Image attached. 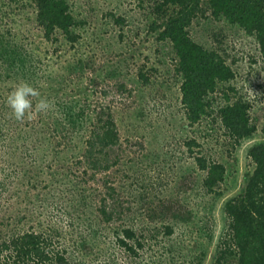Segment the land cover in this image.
Wrapping results in <instances>:
<instances>
[{"label": "rangeland", "instance_id": "374dc122", "mask_svg": "<svg viewBox=\"0 0 264 264\" xmlns=\"http://www.w3.org/2000/svg\"><path fill=\"white\" fill-rule=\"evenodd\" d=\"M156 1L70 0L80 22V40L72 47L59 35L58 44L45 42L29 0H0V37L39 55L26 62L25 68L37 72L28 81L13 52L0 56V243L35 228L53 236L71 264L216 262L228 234L225 203L244 188L254 168L249 150L264 141V60L254 39L224 23L196 20L190 34L204 46H217L212 30L227 37L226 58L237 64L230 85L251 105L256 132L236 143L222 128L218 109L226 104L225 94L235 97L229 84H218L209 96L211 116L189 126L172 46L159 42L151 30ZM110 14L124 18V25ZM55 48L61 49L56 53ZM58 76L70 79L63 84ZM20 81L43 87L41 95L53 104L46 115L22 123L9 117L5 98ZM51 83L55 88L48 91ZM63 106L84 117L66 115ZM107 113L120 138L107 149L114 164L107 172L88 170L86 175L76 162L85 152L90 128ZM194 139L201 146L192 149L194 155L226 168L220 198L203 188L205 172L198 170L186 145ZM61 141L66 149L60 150L66 152L57 159L53 148ZM55 171L63 174L64 193L52 176ZM108 187L116 189L113 198ZM104 194L109 224L98 209ZM125 227L142 240L138 257L117 245L113 230ZM167 228L173 235L166 234Z\"/></svg>", "mask_w": 264, "mask_h": 264}, {"label": "trees", "instance_id": "16d2710c", "mask_svg": "<svg viewBox=\"0 0 264 264\" xmlns=\"http://www.w3.org/2000/svg\"><path fill=\"white\" fill-rule=\"evenodd\" d=\"M29 2L34 8V22L43 31V39L47 44H58L59 36H63L72 47L78 43L80 34L76 30L79 29L80 22L77 21L70 0H29ZM156 3L157 19L152 24L151 30L157 34L159 42L172 46L176 60V74L181 80V104L185 109L188 125L192 127L207 116H211L213 107L208 102L209 96L215 93L218 84H229V92L235 97L231 98L225 94L226 104L218 109L222 128L236 143L252 138L256 127L252 125L249 116L251 105L243 96L238 95L235 86L230 85L236 80L237 64L236 60L229 64L226 58L228 53L224 42L227 37L212 30L211 35L213 40L217 41V46L211 43L206 47L195 41L190 31L198 19L227 24L246 37L254 39L264 60V0H157ZM1 13L4 11L1 10ZM7 15L9 16L5 14ZM109 16H112L119 26L124 25V18L113 14ZM8 33L12 35L11 31ZM6 39L0 37V56H4L9 51L13 52L15 63H20L18 70L22 77H25L23 80L28 81L30 78L32 80L33 73L37 74V72L32 66L25 68L26 62L38 59L39 55L22 46L11 47L12 42ZM60 49L55 48L54 52L58 53ZM68 77L57 78L64 84L70 79ZM52 84L48 91L54 90L55 86ZM119 87L125 88L124 85ZM39 90L43 91V87ZM63 109H65L63 113L70 117H84V113H73L69 107L63 106ZM103 117L104 114L97 120L98 126L94 125L90 128L88 138L85 140V152L82 159L79 158L76 162L85 167L86 175L88 170L97 173L107 172L114 164L108 158L107 149L118 144L119 133L112 114L107 113L106 118ZM2 124L1 118L0 126ZM57 143L59 144H56L53 151L55 158L58 159L66 152L60 149H66V146L65 142ZM186 145L198 170L205 172L203 188L206 194L212 195L215 199L222 197L223 192H220V188L226 180L225 166L217 162H207L203 156L194 155L192 149L201 147L197 140H190ZM248 156L254 168L252 172L246 174L245 186L241 192L225 203L224 214L228 221V234L216 254L214 264H228V262L264 264V141L254 145L249 150ZM60 167L62 166L59 165L58 168ZM61 170L64 171L63 168ZM60 175L63 174L58 171L52 174L54 179L60 180V182L56 180V184L59 183L61 192L64 193V179ZM52 183L54 185V181ZM107 183L106 181L105 184ZM109 189L111 192L109 196L113 198L116 189L113 187ZM105 202L104 194L101 196V207L98 209L109 224L112 218L106 210ZM173 233L172 229L167 228V235L171 236ZM15 234L0 243V264H71L66 250L60 247L53 236H48L41 229L28 228ZM113 235L116 237L118 247L135 257L139 256L140 249H143L142 240L133 228L125 227L120 232L113 230Z\"/></svg>", "mask_w": 264, "mask_h": 264}, {"label": "clouds", "instance_id": "9594fccd", "mask_svg": "<svg viewBox=\"0 0 264 264\" xmlns=\"http://www.w3.org/2000/svg\"><path fill=\"white\" fill-rule=\"evenodd\" d=\"M5 105L9 109V117L21 123L37 115H46L53 108L52 102L27 81H20L13 86L6 95Z\"/></svg>", "mask_w": 264, "mask_h": 264}]
</instances>
